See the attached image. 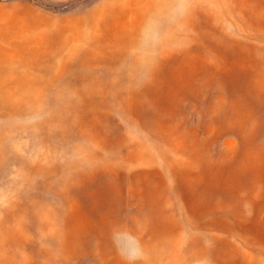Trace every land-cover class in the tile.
I'll return each instance as SVG.
<instances>
[{"label": "rangeland", "instance_id": "rangeland-1", "mask_svg": "<svg viewBox=\"0 0 264 264\" xmlns=\"http://www.w3.org/2000/svg\"><path fill=\"white\" fill-rule=\"evenodd\" d=\"M0 264H264V0H0Z\"/></svg>", "mask_w": 264, "mask_h": 264}]
</instances>
